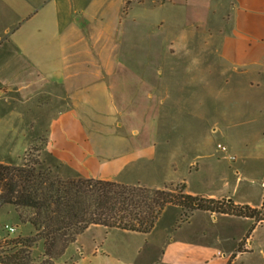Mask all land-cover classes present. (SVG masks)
Instances as JSON below:
<instances>
[{"label":"rangeland","instance_id":"rangeland-1","mask_svg":"<svg viewBox=\"0 0 264 264\" xmlns=\"http://www.w3.org/2000/svg\"><path fill=\"white\" fill-rule=\"evenodd\" d=\"M150 6L156 8L141 12L139 30L133 36L135 41L126 40L124 54L118 60L99 56L83 65L84 71L89 73L82 81L92 89L89 96L96 98L93 107L82 109L88 119L83 121L95 154L104 157L102 150H105L109 157L100 172L114 173L116 178L130 184L162 187L166 182H172L173 186L185 183V190L193 194L245 198L257 203L263 194L261 179L264 176L262 45L260 42L251 44L258 58L242 68L249 70L240 76L233 75L224 60L198 61L188 56L165 55L161 51L166 47V34L168 41L187 31L196 32V38L189 39L190 48L193 53L202 48L200 44L210 35L197 26L195 20L205 15L196 9L184 13L158 4ZM180 22L184 23L183 30ZM261 27L264 29L261 24L256 30L261 31ZM149 47L156 49L155 58H150ZM208 61L214 69L218 64L225 68L208 74L199 72V66ZM249 80L254 82L253 86L247 84ZM99 83L106 84L108 91H94ZM45 87L49 91L42 98L44 114L40 120H29L28 148L24 153L20 150L18 157L2 158L0 162L21 164L38 157L43 166L52 167L64 177L93 176L92 166L85 168V164L69 163L47 147L52 113L68 108L64 104L66 100L58 99L57 95L64 97L68 93L52 83ZM36 115L40 117L37 112ZM218 143L225 145L227 152L221 150ZM228 154L235 159L228 158ZM82 167L85 170L80 169ZM238 175L242 176L240 180ZM175 205L165 206L150 234L90 225L75 239L76 246L83 251L80 264H121L118 259H125L127 249L138 243L150 246L148 250L152 251L145 253L142 249L136 264H264V219L251 230L252 251L231 257L237 248V235L248 231L253 220L238 217L241 215L214 217L209 210L194 211ZM22 212L28 213L27 209ZM18 215L11 204L0 207V255L16 250L20 246L14 243L16 239L30 232L28 224L25 228L20 224ZM8 226L14 227V231H9ZM190 233L199 237L190 239ZM165 240L168 257L177 256L173 258L175 261H159L164 250L159 242L162 244ZM186 240L191 242L190 246ZM150 241L155 246L151 247ZM99 245L109 248L113 255H91ZM199 245H203V258L189 262L199 251ZM44 257L41 239L31 248L29 264H48L42 261ZM54 263L64 264L56 260Z\"/></svg>","mask_w":264,"mask_h":264},{"label":"crops","instance_id":"crops-1","mask_svg":"<svg viewBox=\"0 0 264 264\" xmlns=\"http://www.w3.org/2000/svg\"><path fill=\"white\" fill-rule=\"evenodd\" d=\"M151 3L164 6L174 12L190 13L191 9H196L205 15L195 20L196 25L206 29L205 32L210 35L200 44L202 48L196 53L190 48L189 39L195 37L196 32L187 31L175 39L169 38L168 41L166 34L164 36L166 47L161 51L165 55L188 56L198 61L224 60L231 67L233 75L240 76L241 73L249 70L242 68H247L258 58L257 51L251 44L260 42L263 47L261 52L264 50V29L261 27V31L256 30L257 26L261 24L264 26V0H0V161L2 158L4 160L16 158L20 150L24 153L28 148L29 120L42 118L44 114L42 98L49 91H46L45 86L52 83L68 93L64 97L57 95L58 99L66 100L64 104L68 108L52 113L47 147L55 152L57 157L69 163L82 166L85 164V168L87 165L89 168L92 166L93 176L87 174L80 176L96 177L97 171L98 178L125 183L116 178L114 173L104 175L100 172L101 169H105L104 165L109 157L105 150H102L104 157L95 154L96 149L83 121L88 119L86 114L85 116L82 114V109H90L96 103V98L89 96L88 93L92 91L91 87L88 88L82 81V78L89 73L84 71L83 65L87 60H96L99 56L106 60H118L124 54L126 40L135 41L134 37L138 33L142 19L141 12L156 8L150 6ZM180 24V29L183 30L184 23L180 22ZM152 43L156 45L154 40ZM149 50L150 58H155L156 49L149 47ZM137 55H140V51ZM209 61L202 67L199 66L198 71L208 74L210 71L216 72V69L224 70V65L218 64L214 69V65ZM247 84L253 86L254 82L249 80ZM96 90L108 91V87L99 83L94 88V91ZM80 94H84V97L81 98ZM36 112L40 117L36 118ZM85 168L80 169L85 170ZM241 177L238 175V180ZM263 184L264 176L261 179L262 187ZM187 192L192 193L188 190ZM207 195L218 197L213 194ZM232 199L235 203L260 207L263 203V194L257 203L245 198ZM175 206L180 208L178 205ZM201 211L205 210L201 209ZM212 213L214 217L236 216L231 213ZM238 217H245L254 222L251 223L248 231L245 233L242 231L237 235V248L241 244V251L236 248L234 256L252 251L251 230L261 222L260 220L255 222L253 217ZM18 218L23 227L29 225L30 232L27 235L34 232L31 223L22 221L19 215ZM151 231L145 234H150ZM190 234L189 238L198 236ZM152 241L149 242L151 247L155 246ZM185 242L191 245L189 240ZM166 243H168L166 240L162 244L159 242L164 247L159 261H175L176 259L173 258L177 256L168 257ZM199 246L200 248L197 249L199 251L188 259L189 262L203 258L201 254L204 251L203 245ZM149 248L150 246L138 243L128 248L126 258L118 259V262L136 264L142 249L146 251L145 253H149L152 251L148 250ZM96 253L113 255L109 248L105 249L100 245L94 248L91 255ZM232 255L231 257H234ZM82 259L83 251L79 250L74 240L56 262L80 264ZM0 264L7 263L0 262Z\"/></svg>","mask_w":264,"mask_h":264},{"label":"trees","instance_id":"trees-1","mask_svg":"<svg viewBox=\"0 0 264 264\" xmlns=\"http://www.w3.org/2000/svg\"><path fill=\"white\" fill-rule=\"evenodd\" d=\"M185 187V183L173 186L166 182L162 187H150L114 179L64 177L52 167L43 166L38 157L21 164L0 162V207L13 205L20 219L34 227L33 233L16 239L14 243L20 245L16 250L0 255V262L29 264L31 248L42 239V261L55 264L90 225L149 232L168 204L264 219V184L260 207L192 194ZM26 209L28 213H23ZM237 249L241 251V244Z\"/></svg>","mask_w":264,"mask_h":264},{"label":"built area","instance_id":"built-area-1","mask_svg":"<svg viewBox=\"0 0 264 264\" xmlns=\"http://www.w3.org/2000/svg\"><path fill=\"white\" fill-rule=\"evenodd\" d=\"M217 146H218L221 150L227 152V148H226V146L223 145L222 143H218ZM227 157L230 158V159H235V156L232 155V154H228ZM8 229H9V231H14V227H12V226H8Z\"/></svg>","mask_w":264,"mask_h":264},{"label":"water","instance_id":"water-1","mask_svg":"<svg viewBox=\"0 0 264 264\" xmlns=\"http://www.w3.org/2000/svg\"><path fill=\"white\" fill-rule=\"evenodd\" d=\"M230 199H231V197L228 198V200H230Z\"/></svg>","mask_w":264,"mask_h":264}]
</instances>
